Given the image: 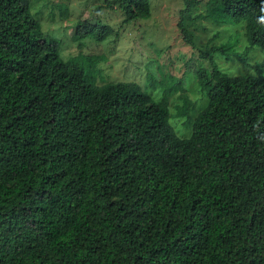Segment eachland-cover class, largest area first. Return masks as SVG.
Here are the masks:
<instances>
[{"label": "trees", "instance_id": "16d2710c", "mask_svg": "<svg viewBox=\"0 0 264 264\" xmlns=\"http://www.w3.org/2000/svg\"><path fill=\"white\" fill-rule=\"evenodd\" d=\"M105 1L124 22L152 14ZM202 4L264 50V0H185L196 49L184 23ZM114 34L98 12L76 24ZM231 47L200 50L208 103L183 136L164 96L91 82L29 0H0V264H264V60L228 74L215 53Z\"/></svg>", "mask_w": 264, "mask_h": 264}, {"label": "rangeland", "instance_id": "374dc122", "mask_svg": "<svg viewBox=\"0 0 264 264\" xmlns=\"http://www.w3.org/2000/svg\"><path fill=\"white\" fill-rule=\"evenodd\" d=\"M29 1L44 33L58 39L67 61L83 64L95 84L134 81L147 92L164 96L171 121L183 136L192 133L195 118L208 103L198 70L209 63L200 50L231 44L229 50L215 53L220 68L231 75L256 74L264 60V50L249 45L243 23L209 16L205 4L184 23L198 50L185 40L180 27L185 0H151V16L130 22H124L126 13L119 4L112 7L105 0ZM94 12L115 34L103 42L91 37L78 40L77 22Z\"/></svg>", "mask_w": 264, "mask_h": 264}]
</instances>
